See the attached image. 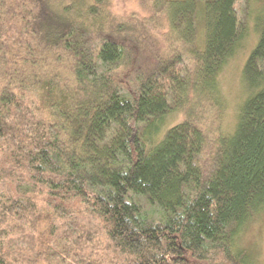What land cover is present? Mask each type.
<instances>
[{
	"label": "trees",
	"instance_id": "obj_1",
	"mask_svg": "<svg viewBox=\"0 0 264 264\" xmlns=\"http://www.w3.org/2000/svg\"><path fill=\"white\" fill-rule=\"evenodd\" d=\"M58 3L0 0V264H250L235 240L264 207V9L236 121L212 138L197 110L223 99L238 0L119 18Z\"/></svg>",
	"mask_w": 264,
	"mask_h": 264
},
{
	"label": "rangeland",
	"instance_id": "obj_2",
	"mask_svg": "<svg viewBox=\"0 0 264 264\" xmlns=\"http://www.w3.org/2000/svg\"><path fill=\"white\" fill-rule=\"evenodd\" d=\"M64 1V0H63ZM113 14L116 17H126L133 11L136 0H110ZM59 0H56L59 6ZM240 14L244 17L247 32L239 48L229 58L218 74L217 80L223 96L222 100L204 99L205 104L197 110L205 127L210 128L214 138L222 127L231 128L237 118L240 104L246 92V84L242 79V67L246 56L250 53L258 39L256 16L264 9V0H238ZM197 40L203 38V26L198 27ZM192 43L186 45V49ZM164 46V43H162ZM187 51V50H186ZM188 53V51H187ZM218 99V97L216 96ZM220 98V97H219ZM184 118L182 112H174L166 118L167 123H175ZM235 240L236 247L244 248L250 264H264V207L255 218L246 223Z\"/></svg>",
	"mask_w": 264,
	"mask_h": 264
}]
</instances>
